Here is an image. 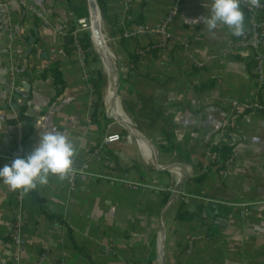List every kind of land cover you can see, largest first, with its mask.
I'll list each match as a JSON object with an SVG mask.
<instances>
[{
    "label": "crops",
    "instance_id": "1",
    "mask_svg": "<svg viewBox=\"0 0 264 264\" xmlns=\"http://www.w3.org/2000/svg\"><path fill=\"white\" fill-rule=\"evenodd\" d=\"M104 4L119 88L112 53L107 59L102 46L94 45L107 83L104 103H97L94 73L76 52L63 50L67 32L82 27L85 8L75 12L72 0H0V15L9 8L11 28L0 31V153H12L20 143L26 156L39 136L54 131L73 144L74 165L88 170L74 186L67 177L50 175L37 186L38 204L31 191L22 192L18 203L17 191L0 181V264H15L16 256L20 264H159L160 239L155 246L162 228L164 264L165 256L166 264H264V208H241L264 203V60L257 65L231 54L235 35L227 26L209 31L202 21L193 23L208 15L211 0H183L164 47L159 37L124 39L122 31L162 22L175 0ZM25 5L47 15L46 22ZM254 5L240 0L243 31L249 29L247 8ZM95 10L101 28L91 20L89 29L108 49ZM10 44L29 63L26 75L16 70L13 92ZM137 52L143 56L133 67L130 56ZM51 66L57 73L48 72ZM23 109L30 122L11 124ZM222 110L232 122L227 142L218 136ZM120 120L133 125V135L120 129ZM114 133L127 135L103 144ZM222 146L231 154L212 163L209 150ZM199 175L204 178L196 183ZM200 206L201 219H176L178 210ZM18 214L19 248L8 240Z\"/></svg>",
    "mask_w": 264,
    "mask_h": 264
},
{
    "label": "built area",
    "instance_id": "2",
    "mask_svg": "<svg viewBox=\"0 0 264 264\" xmlns=\"http://www.w3.org/2000/svg\"><path fill=\"white\" fill-rule=\"evenodd\" d=\"M183 0H175V6L170 10L168 13L167 17L160 23H157L156 25L149 27V26H137L133 30L131 29H123L122 31V38L124 39H131L137 36H153V37H159L160 38V46L164 47L166 43L171 39V35L168 32V26L169 24L172 23L174 18L177 16L180 4L182 3ZM25 11L38 19L41 22H46V17L43 12L39 11L35 7L32 6H24ZM6 15L3 17L0 15V31L2 30H7L8 33L11 30L10 28V22H9V8H6ZM248 10V18H249V29L247 31H243L242 35L240 36H235L233 43L231 44L229 48V52L231 54H239L242 55L244 58L251 59L256 61L257 65L261 64V61L264 60V4H260L259 7L256 5L250 6L247 8ZM81 33V30L75 29L71 32V36L73 38L74 46L76 47V54L83 59V56L81 55L78 39H79V34ZM9 49L12 50L11 44L8 47ZM139 55L143 56L141 52H138ZM23 57V53L21 50L15 51H10V68H9V73H10V90L13 92L16 87H15V82H16V65H17V60L21 59ZM84 60V59H83ZM260 75V71H258ZM259 83L260 85L262 84V79L259 78ZM12 96V95H10ZM10 100V97L8 95V101ZM257 107L256 104H253L248 107V109H252ZM244 111V110H242ZM246 117V115H243ZM220 118H221V124L219 127L218 131V136L221 141L227 142L228 137H229V131L232 127V122H231V117L230 113L227 110H222L220 112ZM122 139L121 135L119 133H114L111 135H108L107 137L104 138L103 144L105 145H112L115 143L120 142ZM17 156L19 157H24L22 149H21V144H17V149L16 151L12 153H0V159L3 160L5 163L10 164L13 159H15ZM207 158L212 162L216 163V161L219 159V153L216 151H210L207 155ZM226 163V162H225ZM72 172L65 176L67 177V181L71 186H74V181L78 179L79 177L83 175H88V170H87V165L86 164H81L78 166H75L74 163L72 162ZM22 191H17V196L16 200L18 203H20L22 199ZM253 207H258V208H264V203H257V204H249V205H242V209H247V208H253ZM204 217V214H203ZM21 228H22V221L20 218V215H16L13 224H12V229L11 233L9 235L10 237V243L19 248L22 244V236H21ZM44 255L40 258V261H42ZM15 264H20L18 256L14 258ZM39 264V262L37 263Z\"/></svg>",
    "mask_w": 264,
    "mask_h": 264
},
{
    "label": "clouds",
    "instance_id": "3",
    "mask_svg": "<svg viewBox=\"0 0 264 264\" xmlns=\"http://www.w3.org/2000/svg\"><path fill=\"white\" fill-rule=\"evenodd\" d=\"M259 7L260 0H253ZM244 12L240 0H211L208 15L193 21H202L211 31L218 25L227 26L235 36L243 33ZM75 148L66 135L58 132H45L38 137L36 146L24 157L17 156L10 164L0 167V181L13 191L27 193L46 185L50 175L63 179L72 172Z\"/></svg>",
    "mask_w": 264,
    "mask_h": 264
},
{
    "label": "trees",
    "instance_id": "4",
    "mask_svg": "<svg viewBox=\"0 0 264 264\" xmlns=\"http://www.w3.org/2000/svg\"><path fill=\"white\" fill-rule=\"evenodd\" d=\"M73 1V0H72ZM97 4L99 6V9L101 11V14L104 16L105 14V0H96ZM74 40L71 36V33H68L65 35L64 41H63V50L64 53L70 54L75 52L76 47L74 46ZM78 43H79V47L80 50H82L85 54L86 51H88V49L90 48V38L89 35L87 33H83V36L81 37V39H78ZM88 55H86L85 57H87ZM142 56L138 54V52L136 53V55H131L130 56V61H131V65H134L139 61V59ZM28 55L25 54V56H23L20 60H19V65L16 68L17 71H19V73H22L23 75H26L29 71V63L26 62L25 60H27ZM18 61V60H17ZM21 62V64H20ZM87 66L90 65L89 61H85ZM17 66V65H16ZM24 66V67H23ZM56 66H51L48 69V72L50 73H57V68H55ZM90 67V66H89ZM92 72V71H91ZM94 73V71L92 72ZM91 84H92V88L93 90H95V97H96V102L100 103L101 102V90L103 88V78L102 75L100 73H94L93 78L91 80ZM119 96H121L122 100L124 101L123 98V94L121 93V91H119ZM19 122H30L29 118L25 117L24 115V109L20 112L18 118L14 121H11V124H18ZM209 151H216L219 153V159L221 158V160L223 159V161H225L227 159V157L231 154V150L228 147H212ZM204 178V175H199L197 177H195L193 179V181H195L196 183L200 182L202 179ZM30 194L33 197L34 202L41 203V199L38 197L37 195V188H35L34 190H31ZM165 198H164V202H167V198H166V194ZM203 214V209L202 207H198L194 212H187V211H183V210H178L177 214H176V219L178 221L181 222H190V221H196L201 219ZM12 229V227H11ZM11 233V232H10ZM9 233V235H10ZM8 240L10 241V237H8Z\"/></svg>",
    "mask_w": 264,
    "mask_h": 264
},
{
    "label": "rangeland",
    "instance_id": "5",
    "mask_svg": "<svg viewBox=\"0 0 264 264\" xmlns=\"http://www.w3.org/2000/svg\"><path fill=\"white\" fill-rule=\"evenodd\" d=\"M73 4H74V10H75V12H78V10H82V9L85 8L84 9V13H83L84 15L83 16L85 18H87V16H89V20L91 22L92 19H90V5H89V0H73ZM87 6H89V7H87ZM101 18H102L101 19V22H102L103 35L106 38L107 47H108V49L110 50V52L112 53V55L114 57V67H115V71H116L117 78H118V81H119V75H118V73H119V63H118V58L116 56L115 49H114V42L112 41V38H111V36L109 34L108 26L105 23V20H104L102 14H101ZM77 26L78 27H76V28L79 29V30H81V33L79 34V39H81V37L83 36V33H87L89 35V38L92 35V37L90 38V48L88 49V51H86V54L82 50H80V51L82 53L81 55L83 56V59L85 61L87 60V61L90 62V65H89L90 66L89 67L90 70L92 72L94 71V73L96 72V73H100L102 75V78H103V88L101 90V99H102V103H104V98L103 97H104V91L106 89L107 83H106V78H105L103 66H102V63H101V58L98 56V54L96 53V51L94 49V45H97L98 46V48H99L98 50L101 49V43H100V39H99L100 36H98V37L95 36L94 33H92V31L89 28L88 29H83L79 24H77ZM86 55H88V56L85 57ZM109 117L111 119H115L116 118L112 114H110ZM127 119L131 122V119L129 118V116H127ZM120 123H121V120H120ZM116 124L120 127V129L123 132H125L127 134H132L133 135L134 127H133L132 124H131V126H126V125H124L122 123L121 124H118L117 121H116ZM125 133L122 134V137H125L127 135ZM124 134H125V136H124ZM158 241H159V238L157 239V243H156V246H155V251H156L157 246H158ZM165 262L167 263V257L166 256H165ZM150 264H156L155 259H154L153 262H150Z\"/></svg>",
    "mask_w": 264,
    "mask_h": 264
},
{
    "label": "bare ground",
    "instance_id": "6",
    "mask_svg": "<svg viewBox=\"0 0 264 264\" xmlns=\"http://www.w3.org/2000/svg\"><path fill=\"white\" fill-rule=\"evenodd\" d=\"M89 5H90V17H91V19H92V22H93L94 26L97 25L99 28H101V25H100V21H99L98 15H97L96 10H95V8H96L95 3H94L92 0H89ZM88 7H89V6H88ZM89 26H90V20H89ZM88 28H89V27H88ZM99 39H100V43H101V46H102V50H103V52L105 53V55H106V57H107V59H108L109 56H110V54H109L110 50H108L107 48H105V46H104V41L102 40V38L99 37ZM110 57H111V56H110ZM107 59H106V60H107ZM109 61H110V60H109ZM109 63H110V62H109ZM108 68H109V72H110V71H111V66L108 65ZM107 70H108V69H107ZM112 92H113V91H112ZM114 93H115V97L118 98L116 91H115ZM115 97H114V98H115ZM117 98H115V100H116ZM117 100H118V99H117ZM118 103H119V102H118ZM118 103H117V105H118ZM118 112H119V114L121 113L122 115H124L123 112L120 110V108H119ZM124 116H125V115H124ZM122 118H123V117H122ZM125 118H126V117H124V119H125ZM124 124H126L127 126H130V124L128 123V121H127V122L125 121ZM173 171L179 173L178 171H180V169H174ZM168 205H170V203H169ZM159 239H160V238H159ZM158 253H159V256H158V263H159V264H164V251H163V248H162L161 246H160V250H158Z\"/></svg>",
    "mask_w": 264,
    "mask_h": 264
},
{
    "label": "water",
    "instance_id": "7",
    "mask_svg": "<svg viewBox=\"0 0 264 264\" xmlns=\"http://www.w3.org/2000/svg\"><path fill=\"white\" fill-rule=\"evenodd\" d=\"M94 1V3H95V6H96V8H97V10H98V14H99V16H100V18H101V11H100V9H99V6H98V4H97V1L96 0H93ZM88 7V6H87ZM102 19V18H101ZM80 23H81V25H82V27H83V29H88V27H89V16H87V18H85V19H82L81 21H80ZM34 39H31L30 40V44L32 45L33 43H34ZM117 85H118V88H119V81H118V78H117ZM180 190H177V192H179ZM159 238H160V246L163 248V251H164V255H165V245H164V238H165V228H162V230H161V233H160V235H159ZM166 264V263H165Z\"/></svg>",
    "mask_w": 264,
    "mask_h": 264
}]
</instances>
